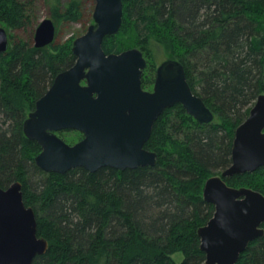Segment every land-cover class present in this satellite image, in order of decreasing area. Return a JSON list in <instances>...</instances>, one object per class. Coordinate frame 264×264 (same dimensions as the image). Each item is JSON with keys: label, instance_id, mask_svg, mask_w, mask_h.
<instances>
[{"label": "trees", "instance_id": "16d2710c", "mask_svg": "<svg viewBox=\"0 0 264 264\" xmlns=\"http://www.w3.org/2000/svg\"><path fill=\"white\" fill-rule=\"evenodd\" d=\"M45 3L54 19L82 16L80 0L66 10L61 0ZM28 7L0 0V24L25 28ZM133 44L148 54L170 50L215 116L199 123L176 103L158 116L145 142L156 152L154 166L93 172L43 171L34 161L41 148L22 128L55 75L73 65L71 40L37 48L18 38L0 52V186L22 183L37 234L48 240L31 264H176V252L183 254L180 264L205 259L197 228L214 205L202 197L204 182L231 164L235 128L264 93V0H122V24L102 47L119 53ZM225 181L264 194V166ZM236 264H264V235Z\"/></svg>", "mask_w": 264, "mask_h": 264}, {"label": "water", "instance_id": "95a60500", "mask_svg": "<svg viewBox=\"0 0 264 264\" xmlns=\"http://www.w3.org/2000/svg\"><path fill=\"white\" fill-rule=\"evenodd\" d=\"M92 17L93 23L72 41L73 65L55 75L23 121L24 135L41 148L34 161L45 172L154 166L156 152L144 145L166 108L180 103L188 115L204 124L215 116L191 89L179 60L161 61L152 90H144L141 76L146 58L141 49L104 51V38L117 33L122 24V0H95ZM54 38V22L46 17L35 30L34 46H48ZM8 48V32L0 26V52ZM65 129L80 131L83 138L69 144L56 133ZM261 166L264 93L235 128L231 164L204 182L202 197L214 205V212L197 228L199 247L205 254L199 264H236L249 243L264 235V194L225 181ZM47 248L48 240L37 234L33 207L23 200L22 183L0 186V264H31Z\"/></svg>", "mask_w": 264, "mask_h": 264}, {"label": "rangeland", "instance_id": "374dc122", "mask_svg": "<svg viewBox=\"0 0 264 264\" xmlns=\"http://www.w3.org/2000/svg\"><path fill=\"white\" fill-rule=\"evenodd\" d=\"M29 4V14H31V21L27 24L25 28L12 29L9 30L6 28L9 35V45L13 40L22 38L29 39L30 42L34 45V34L39 23L46 17L52 18L51 13L45 0H22ZM71 0H61V6L63 10H66L69 2ZM95 7V0H80V10L81 18L78 21H70L66 17L60 19L52 18L55 25V38L57 42H63L71 40V42L77 36L83 34L87 27L93 23V11ZM0 26H3L0 24ZM132 47L140 46L129 45L124 47L129 49ZM123 49V50H125ZM153 52L148 54L143 51V54L146 58V66L143 70L142 78V87L146 90H152L154 85L155 70L158 64L165 60L168 57L174 58L170 50L164 49V47H155ZM57 134L67 143L74 144L83 138V133L77 130H63L57 132ZM172 258L175 260L176 264H180L183 259V254L181 252H176L172 255Z\"/></svg>", "mask_w": 264, "mask_h": 264}, {"label": "flooded vegetation", "instance_id": "af4514ba", "mask_svg": "<svg viewBox=\"0 0 264 264\" xmlns=\"http://www.w3.org/2000/svg\"><path fill=\"white\" fill-rule=\"evenodd\" d=\"M143 88V87H142ZM144 89V88H143ZM144 90H146V89H144ZM32 111V110H31ZM65 130H72V129H65ZM60 131H63V130H60ZM57 132H59V131H57ZM56 132V133H57ZM58 135V134H57ZM83 137V136H82ZM82 139V138H81Z\"/></svg>", "mask_w": 264, "mask_h": 264}]
</instances>
